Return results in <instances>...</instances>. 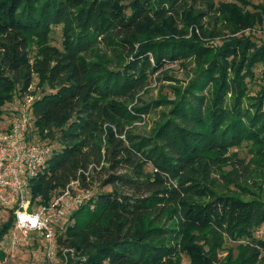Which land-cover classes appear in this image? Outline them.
<instances>
[{"label": "trees", "instance_id": "obj_1", "mask_svg": "<svg viewBox=\"0 0 264 264\" xmlns=\"http://www.w3.org/2000/svg\"><path fill=\"white\" fill-rule=\"evenodd\" d=\"M186 3L0 0V107L37 75L49 91L33 99L34 131H59L46 140L56 146L44 170L30 179L32 199L47 202L76 178L87 189L93 180L111 186L58 228L57 242L73 249L65 264H181L182 252L188 264H215L225 238L245 242L239 264L260 263L264 239L253 232L264 223V197L217 191L212 174L242 142L264 174V86L249 95L245 80L264 61V42L236 37L213 51L196 36L163 37L176 30L178 13L188 16ZM228 6L220 12L239 22L232 30L251 22ZM54 24L61 48L48 42ZM192 56L196 73L176 89L168 115L146 135L133 132L151 108L140 97L150 75ZM11 225L12 215L0 225V260Z\"/></svg>", "mask_w": 264, "mask_h": 264}, {"label": "rangeland", "instance_id": "obj_2", "mask_svg": "<svg viewBox=\"0 0 264 264\" xmlns=\"http://www.w3.org/2000/svg\"><path fill=\"white\" fill-rule=\"evenodd\" d=\"M229 5L240 11L242 15H250L252 20L245 27L238 30H232L230 25L240 26L239 22L225 18L220 12V6ZM188 16L182 12L178 13L174 24L176 30L173 33L164 35L165 38H177L182 40H191L193 36L199 38L213 51L221 45L225 40L232 38H249L250 40L260 44L264 42V0H187L184 8ZM202 12V16L197 18L196 14ZM234 18V17H232ZM203 26L202 30L199 25ZM205 32V33H204ZM161 38V37H159ZM34 42V41H33ZM48 42L61 48L62 45V29L60 24L52 25L51 31L48 33ZM36 51L35 44L32 45L31 54ZM153 62V57L151 56ZM197 61L192 56L187 59L178 58L176 60L166 61L158 70L150 75L149 83L145 92H140L141 100L150 104L151 108L144 113L141 119L134 121L131 130L137 134L146 135L153 130L163 116L168 115L170 111L169 100L175 98L176 89H183L193 78L197 70ZM197 67V68H196ZM252 77L248 76L245 80L248 87V94H256L261 86H264V61L258 62L252 69ZM13 98L9 102H5L0 107V129L7 120V109L15 100L17 95L21 97L32 96L33 99L42 94V90L49 91L46 84H42L34 75L33 81L28 88L21 90L17 86ZM156 102H160L155 104ZM58 129L52 127L44 130L41 140L57 141ZM54 146L56 144L54 143ZM249 145L242 142L238 146H233L225 155L229 154L228 163L223 165L220 172L214 173L215 188L217 191L232 193L246 198L252 196L264 197V174L258 172V166L254 159L255 154L248 150ZM240 161V162H239ZM246 167H248L246 169ZM146 170H151L149 165ZM94 179V178H93ZM111 186H103L99 181L93 180L89 188L93 195L99 190H110ZM38 202V200H36ZM39 203V202H38ZM8 218L5 211L0 210V225ZM63 223H71V220H65ZM64 227H62V231ZM257 238L264 239V223H262L253 232ZM10 230L6 234V238H2L1 247L5 251V258L0 260V264H47L43 256L40 242L30 240L28 237L19 238L15 246L8 245ZM243 240L225 238L220 246L216 249L215 264H239L241 260L240 245ZM179 258L181 264H188V256L180 253ZM260 263L264 264V250L260 254Z\"/></svg>", "mask_w": 264, "mask_h": 264}, {"label": "built area", "instance_id": "obj_3", "mask_svg": "<svg viewBox=\"0 0 264 264\" xmlns=\"http://www.w3.org/2000/svg\"><path fill=\"white\" fill-rule=\"evenodd\" d=\"M33 97L17 95L7 109L0 129V210L12 215L8 245L19 238L40 242L48 264H65L73 249L57 242L58 228L90 196L79 178L53 192L47 202L38 203L30 193V179L44 170L55 146L35 133Z\"/></svg>", "mask_w": 264, "mask_h": 264}]
</instances>
